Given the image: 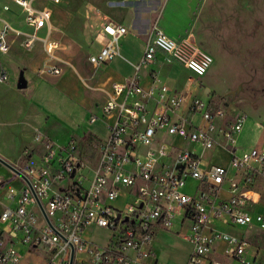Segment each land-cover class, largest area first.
I'll list each match as a JSON object with an SVG mask.
<instances>
[{"label": "built area", "instance_id": "2783aa9c", "mask_svg": "<svg viewBox=\"0 0 264 264\" xmlns=\"http://www.w3.org/2000/svg\"><path fill=\"white\" fill-rule=\"evenodd\" d=\"M14 2L32 27L22 38L23 47L31 48L51 10L35 7L31 0ZM9 31L21 33L3 19L1 53L10 49ZM127 31L121 22L103 20L101 48L88 60L100 64L120 55ZM55 46L45 41L51 56ZM158 53L195 76L204 75L213 61L191 38L171 37L153 22L139 62L132 63L134 75L114 82L101 105L107 136L98 140L92 155H81L74 137L56 144L40 132L42 163L17 165L7 178L0 176V184L10 180L4 191L7 201L1 202L0 264H152L156 231L171 230L176 219L181 226L176 233L192 246L185 264H223L210 258L220 243L223 256L254 264L246 259L249 239L225 231L224 224L264 230V213L251 210L256 187L264 191V143L238 150L237 135L246 114L229 112L225 100L174 91L161 81L157 69L150 72L151 83L142 85L139 70L144 63H156ZM47 69L54 74L62 70L57 64ZM6 79V71H0V80ZM196 112L201 115L197 125ZM96 119L95 114L89 118ZM165 134L172 137L163 139ZM195 146L225 147L228 164L203 166ZM188 177L198 181L193 191L185 189ZM224 183L229 192L225 198ZM121 193L125 197L118 204ZM98 226L108 229L103 243L91 236Z\"/></svg>", "mask_w": 264, "mask_h": 264}, {"label": "rangeland", "instance_id": "374dc122", "mask_svg": "<svg viewBox=\"0 0 264 264\" xmlns=\"http://www.w3.org/2000/svg\"><path fill=\"white\" fill-rule=\"evenodd\" d=\"M60 4L73 16L75 29L71 35L79 46L74 63L88 57L86 44L90 40L89 34H96L105 19L119 20L128 26L146 21L156 22L163 28L165 26L167 32L174 33L171 35L173 37L191 38L212 55L213 62L202 76H195L185 66L178 64L179 76L192 91L197 88L203 99L225 100L229 112L246 114L237 135L238 150L249 149L264 142V125L259 122L264 115V0H61ZM167 9L171 11L168 12ZM40 41L38 38L35 43ZM142 49L143 45L136 39L122 43L121 56L117 58L121 60V69L127 76L134 70L128 60L139 62ZM99 50L100 44L94 42L91 51L97 54ZM46 59L43 62L44 68H47V63L57 62L48 57ZM60 63L64 69L68 61ZM143 67L149 65L144 63ZM8 70V80H0V157L13 166L24 167L27 163L38 166L43 158L44 148L38 136L42 134L41 123L44 117L33 102L28 88L17 87L16 80L14 81L15 69L9 66ZM80 82L84 92L91 96L92 105H97V98L102 96L99 90L101 88L88 80L86 75L80 78ZM168 83L176 85L175 76L171 75ZM63 100L75 106L74 115H78L80 126H85L95 138H106L107 129L99 118L90 121L84 117V110L78 103L73 102L67 95H63ZM60 111L68 113L64 112V106L60 107ZM99 112L97 111L98 115ZM193 123H201L200 113H194ZM49 133L55 143H66L68 130L65 127L52 123ZM162 135L163 133L159 134ZM71 137L78 141L81 155L87 158L92 155L96 143L91 136ZM163 137L168 140L172 135L165 134ZM200 150L201 148L198 149L199 154ZM227 157L228 154L222 146H214L207 149L202 160L209 165L215 162L224 163ZM10 170L9 166L0 161L2 178H7ZM9 181L2 180L0 184V211L1 201L6 200L3 187ZM121 197L122 193L120 199ZM255 209L257 212H264L263 205H257ZM252 229L245 230L250 249H255L257 244L258 248L264 247V231H258V235L254 237ZM239 230V227L234 229L235 232ZM107 233L108 229L98 226L92 229L91 236L95 242L103 243ZM174 243L172 236L163 231L158 233L153 246L159 251V259H177L189 248L187 243ZM246 259H250L249 253ZM257 264H264L263 249L258 254Z\"/></svg>", "mask_w": 264, "mask_h": 264}, {"label": "crops", "instance_id": "0c3cea01", "mask_svg": "<svg viewBox=\"0 0 264 264\" xmlns=\"http://www.w3.org/2000/svg\"><path fill=\"white\" fill-rule=\"evenodd\" d=\"M32 4L38 8H49L51 10V17L48 22L40 27L37 30V35L41 40L39 43L33 44L31 48H24L22 44V38L25 33H28L32 30V27L27 24L25 21V12L23 8L14 2V0H0V28L3 25V19L8 21L12 27L20 30L21 33L15 34L12 31H9V39L11 42L10 49L7 53H2L0 55L1 66H4L7 73V79L9 78L8 69L9 66H12L15 69L14 72V81L17 80V73L22 70L23 74L26 78L28 91L33 102L39 108L41 113L43 114L44 119L41 123V132L52 139L49 129L50 125L56 124L59 126H63L68 130L67 140L71 138V136H76L78 138L91 136L94 140V143H97L100 138H95L92 133L87 130L85 126L79 125L78 115H74L75 106L71 103L65 102L63 100V95L69 96L73 102L80 106L82 110H84V117L89 119L91 115L95 114L98 118L103 122L108 121L106 117L102 116L101 105L107 98L108 94L112 91V84L114 82H125L128 78L134 75L135 70H133L129 75H126V72L122 71V62L119 60L120 55L114 56L107 62H103L100 64H95L92 66L89 64L88 57L82 59L81 61L74 63V58L76 51L79 50V46H77L76 40L71 35V32H74L75 25L73 24V16L65 7H63L60 2L54 3L51 0H31ZM7 6V8H5ZM167 11H171L168 10ZM168 17V14L166 15ZM115 20V19H113ZM121 22L119 20H116ZM123 23V22H121ZM124 24V23H123ZM126 25V24H125ZM152 23L144 22L142 24L137 25H126L128 27L127 33L122 37L121 44L128 40H137L139 41L144 48V42L146 37L149 34L150 27ZM101 26V25H100ZM100 26L96 34H89L90 40L86 44V48L88 50V55L93 53L91 51L93 43L98 42L101 48V34H100ZM160 26V25H159ZM166 34L169 36L174 35L172 32H167L166 27L164 29L160 26ZM178 35V31L176 33ZM173 37V36H171ZM45 39V40H44ZM45 41H52L56 44L55 48L52 51V56L48 54L45 49ZM85 47V46H84ZM47 53L48 58L54 59L57 62L47 63V68L51 64H57L61 66L62 70L58 74L51 73L47 68H44L43 62L46 59L45 54ZM143 53V49L141 55ZM163 60V56L158 53V61L156 63H149V67H143L139 70V80L140 83L144 86H148L151 83V70L157 69L159 72V78L161 81L165 82L172 90L177 92H186L190 90L192 94L200 95V91L195 88L193 91L189 88V85L181 78L177 72V65L179 63L172 62L167 63ZM63 64L68 61L63 69ZM66 61V62H64ZM130 65L133 67V61H129ZM154 65V66H152ZM134 69V67H133ZM187 70H189L187 68ZM83 75H86L88 80H91L95 85L101 89L100 92L102 94L101 97L97 98V105H92L91 96L84 92L83 84L80 82V78ZM173 75L177 80V84L168 83L169 77ZM13 81V82H14ZM12 82V83H13ZM207 92L209 89L205 88ZM132 97L130 96L129 99ZM64 106L65 110L63 113L60 111V107ZM99 112V115L97 114ZM264 116V115H263ZM263 116L259 120L261 124L263 123ZM97 120V119H96ZM80 121V120H79ZM49 128V129H48ZM239 134V133H238ZM53 140V139H52ZM66 140V141H67ZM177 143H180L179 138H174ZM55 142V141H54ZM264 143V142H263ZM262 143V144H263ZM57 144V143H56ZM95 149V148H94ZM196 152H198L199 146H195ZM225 151L228 154L227 159L224 161V165L228 164L229 159V151L224 147ZM94 151V150H93ZM207 149H201L200 155L204 156ZM203 161V160H202ZM216 163V162H215ZM204 164V162H203ZM204 164L203 166H205ZM198 181L192 177H188L185 184V189L187 191L195 190ZM8 185V182L3 187V194L5 196V188ZM2 187V185H0ZM229 192L227 190V183H224V190L222 191V196L227 197ZM125 197L124 193H122V197L117 198L116 203L120 204ZM253 197L255 199L251 204V210L257 212L255 207L257 205L264 206V191H262L259 187H256L255 192H253ZM6 198V196H5ZM1 201L2 203L6 202ZM264 213V212H261ZM235 227H239V231L235 232ZM181 228L179 221L176 219L173 223L171 230H157L154 239L152 242V247L156 253L155 257L150 258L149 262L154 263L155 261L158 263H171V264H185L187 261L188 254L191 250V243L180 237L176 231ZM252 229L246 228L244 226H239L235 224H224V230L245 236V230ZM165 232L167 235L173 237V241L176 243H187L189 248L186 250L183 256L177 257V259L168 258L165 260L159 259L158 253L154 248L155 239L159 232ZM258 231H264L257 227L252 229L253 236L257 234ZM258 235V234H257ZM246 237V236H245ZM247 238V237H246ZM249 239V238H248ZM222 243H220L211 253L210 258L213 262H221L223 264H240L238 259L230 258L227 256H223L221 253ZM251 245L248 248L247 254L249 253L250 258L254 260V264H257V257L261 249L264 250V247L255 249H250Z\"/></svg>", "mask_w": 264, "mask_h": 264}, {"label": "water", "instance_id": "95a60500", "mask_svg": "<svg viewBox=\"0 0 264 264\" xmlns=\"http://www.w3.org/2000/svg\"><path fill=\"white\" fill-rule=\"evenodd\" d=\"M16 85L19 88H24L27 85V81H26V78H25L22 70L18 74V77H17V80H16ZM0 161L3 162L4 164H6L7 166H9L11 169L16 170V168L12 164L8 163L6 160H4L1 157H0ZM72 174H73V172L71 173V175Z\"/></svg>", "mask_w": 264, "mask_h": 264}, {"label": "trees", "instance_id": "16d2710c", "mask_svg": "<svg viewBox=\"0 0 264 264\" xmlns=\"http://www.w3.org/2000/svg\"><path fill=\"white\" fill-rule=\"evenodd\" d=\"M0 71H6L5 67L4 66H1L0 67Z\"/></svg>", "mask_w": 264, "mask_h": 264}, {"label": "bare ground", "instance_id": "6f19581e", "mask_svg": "<svg viewBox=\"0 0 264 264\" xmlns=\"http://www.w3.org/2000/svg\"><path fill=\"white\" fill-rule=\"evenodd\" d=\"M213 62V61H212Z\"/></svg>", "mask_w": 264, "mask_h": 264}]
</instances>
